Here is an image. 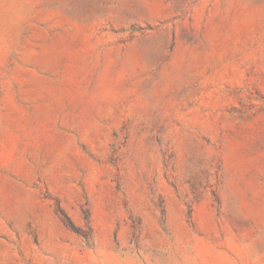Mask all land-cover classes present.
<instances>
[{
	"label": "rangeland",
	"instance_id": "1",
	"mask_svg": "<svg viewBox=\"0 0 264 264\" xmlns=\"http://www.w3.org/2000/svg\"><path fill=\"white\" fill-rule=\"evenodd\" d=\"M0 264H264V0H0Z\"/></svg>",
	"mask_w": 264,
	"mask_h": 264
}]
</instances>
